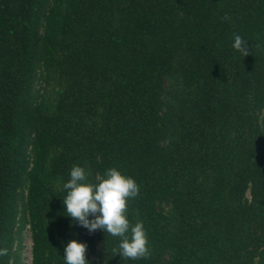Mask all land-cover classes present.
Listing matches in <instances>:
<instances>
[{
	"label": "trees",
	"instance_id": "16d2710c",
	"mask_svg": "<svg viewBox=\"0 0 264 264\" xmlns=\"http://www.w3.org/2000/svg\"><path fill=\"white\" fill-rule=\"evenodd\" d=\"M76 165L137 181L150 258L67 216ZM25 223L31 264H264V0H0V264Z\"/></svg>",
	"mask_w": 264,
	"mask_h": 264
},
{
	"label": "clouds",
	"instance_id": "9594fccd",
	"mask_svg": "<svg viewBox=\"0 0 264 264\" xmlns=\"http://www.w3.org/2000/svg\"><path fill=\"white\" fill-rule=\"evenodd\" d=\"M232 47L243 56L249 54L248 41L239 34H234ZM88 177L89 173L82 166L71 169L70 179L63 184L67 190L63 198L67 216L90 233L103 229L107 235L120 237L116 254L123 260L150 258L149 238L143 222L132 225L128 218V203L140 193L137 181L115 167L106 170L103 176H97L95 182ZM87 251L86 243L76 239L69 241L64 249L65 264H89ZM4 255H7V249H0V256Z\"/></svg>",
	"mask_w": 264,
	"mask_h": 264
},
{
	"label": "rangeland",
	"instance_id": "374dc122",
	"mask_svg": "<svg viewBox=\"0 0 264 264\" xmlns=\"http://www.w3.org/2000/svg\"><path fill=\"white\" fill-rule=\"evenodd\" d=\"M170 83L174 89H176L177 85L175 82H171L169 79L166 81ZM45 82H41L40 86L44 85ZM176 91V90H175ZM166 209H170V205L166 203ZM21 243L16 242V246L20 248V259L21 264H31L32 261V233L30 229V225L28 223L23 224L21 237Z\"/></svg>",
	"mask_w": 264,
	"mask_h": 264
}]
</instances>
